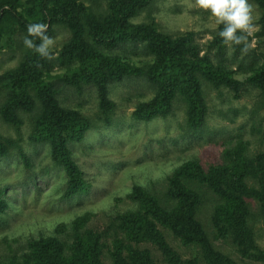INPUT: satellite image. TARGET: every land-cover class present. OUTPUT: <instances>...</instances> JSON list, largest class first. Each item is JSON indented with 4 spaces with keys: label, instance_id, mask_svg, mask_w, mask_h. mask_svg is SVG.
I'll list each match as a JSON object with an SVG mask.
<instances>
[{
    "label": "rangeland",
    "instance_id": "1",
    "mask_svg": "<svg viewBox=\"0 0 264 264\" xmlns=\"http://www.w3.org/2000/svg\"><path fill=\"white\" fill-rule=\"evenodd\" d=\"M248 3L254 25L248 36L254 47L248 55L233 50L232 45H224L221 52L211 46L222 24L217 25L209 11L192 7L194 0H153L131 21L154 22L159 32L170 37L189 33L199 53L209 57L210 66L222 67L244 82L239 95L206 84L202 95L207 108L199 126L189 125L188 105L181 97L175 98L165 116L136 118L137 106L155 93L143 73L108 84L111 106L106 111L100 107L95 85L60 87V105L89 121L80 139L65 142L86 186L67 194L66 172L53 157L49 140L33 138L38 102L33 110H24L8 74L19 67L28 50L23 44L28 34L17 14L29 24L43 23L45 13L62 17L47 28L54 46L49 71L42 75L51 79L73 67L76 63L67 58L58 61L73 35L65 22L70 13L60 0H50L47 11L41 9L39 0H0V144L6 151L0 154V191L6 204L0 211V264H33L39 258L35 240L57 241L67 257L77 234L83 237L88 230L102 234L100 264H264V90L248 80L264 58V25L258 4L255 0ZM74 6L84 10V14H78V9L71 13L80 16L85 26L83 40L96 45L89 20H107L112 13L110 0H76ZM98 47L133 66L144 67L153 60L143 43L110 50ZM236 151L241 156L233 163ZM232 164L246 172L233 189L248 208L244 223L215 218L222 202L207 177L215 180ZM194 166L206 180L189 174ZM180 170L185 173L177 174ZM184 191L192 195L193 218L203 234L198 233L197 243H183L148 210L152 204L176 213ZM138 211L147 213L144 224L154 225L150 241L130 239L118 225V216ZM183 216L178 212L174 217L196 232L195 225ZM79 218L86 220L75 229Z\"/></svg>",
    "mask_w": 264,
    "mask_h": 264
},
{
    "label": "trees",
    "instance_id": "2",
    "mask_svg": "<svg viewBox=\"0 0 264 264\" xmlns=\"http://www.w3.org/2000/svg\"><path fill=\"white\" fill-rule=\"evenodd\" d=\"M39 1L43 11L49 10L48 3L50 0ZM75 1L60 0L65 11L70 13L65 22L70 24L73 35L64 44L58 61L62 63L67 58L72 61V64H76L67 72L46 79L42 74L49 71L50 61L28 49L27 55L19 67L9 71L8 74L17 88V95L23 99L20 105L24 110H33L36 107V102H38L40 111L34 125L33 138L49 140L53 157L62 164L66 172L67 194L84 190L86 186L79 177L75 163L70 159V153L65 142L69 139H80L89 128V121L80 119L76 111L60 105L57 98L60 87L77 89L84 84L95 85L100 107L106 111L111 106L108 101V84L121 80L131 73H143L153 85L155 93L150 100L137 106L134 110V116L141 119H150L156 115L165 116L171 112L175 98L181 97L188 105V123L196 127L202 123L206 114L207 107L202 95V88L206 84L216 90H220L222 87L229 88L235 95H239L244 86L243 81L233 77L230 72L222 67H218L216 70L210 66L209 57L207 54L199 53L198 47L194 44L189 33L170 37L159 32L154 22L132 23V19L140 11L146 9L153 0H110L112 13L107 20L103 22L92 18L89 20V29L91 34L95 35L97 42L94 46L83 40L85 26L81 22L80 16L71 14L73 9H78L74 6ZM255 2L262 11L260 20L264 25V0H255ZM79 9L77 10L78 14H84V10ZM17 19L27 32L26 26L29 22L18 14ZM47 19L49 30L57 20H63L62 17L55 14L45 13L42 19L44 24ZM222 28L223 25H221L220 30ZM46 35H49L48 30ZM29 38L33 39L36 44L40 43L38 37ZM136 43H143L146 53L153 58L152 62L144 67L133 66L129 62L122 61L119 55L105 52L98 47L101 46L110 50L121 45ZM224 45L222 38L216 34L211 46H215L216 50L221 52ZM242 46L232 44L233 50H238V52ZM248 80L251 84L264 90V58L261 65L253 71ZM5 152L0 144V154ZM235 155L236 157L232 160L233 163H237L236 158L241 156V152L236 151ZM180 173L185 172L183 170L177 172V174ZM245 173V171L237 170L232 164L229 168L221 170L220 175L215 180L209 181V177H207L209 184L219 194L222 202L216 209L215 218L217 222L235 223L243 221L242 223H244V217L248 215V208L243 200L235 196L233 189L239 187ZM189 174L206 180L203 172L197 166L192 167ZM173 184L178 188L176 180L173 181ZM181 201L176 213L174 210L165 212L161 206H153L152 204H149L148 210L153 211L156 220L171 228L183 243H197L203 234L200 225L193 218L191 193L182 192ZM5 205L0 191V211L5 208ZM178 212L184 215L188 219L187 221H191L195 225L196 232L188 230L186 221L174 217L177 216ZM145 214L147 213L138 211L125 214V216L120 215L118 216V225L130 239L145 237L150 241L154 234V225L144 224ZM184 216L183 219L186 220ZM85 220V218L77 219L74 222V228H79ZM101 235L98 230L97 232L88 230L83 237L77 234L76 242L74 241L73 246L68 248L69 256L67 257L63 256L65 249L57 241L35 240L33 244L38 251L39 258L33 264H100L101 245L99 246V239Z\"/></svg>",
    "mask_w": 264,
    "mask_h": 264
},
{
    "label": "clouds",
    "instance_id": "3",
    "mask_svg": "<svg viewBox=\"0 0 264 264\" xmlns=\"http://www.w3.org/2000/svg\"><path fill=\"white\" fill-rule=\"evenodd\" d=\"M191 6L209 11L215 17L217 25H223L218 35L225 45H243L242 54H246L254 47V43L248 42V36L254 31L252 5L248 0H194ZM26 27L28 35L23 38L24 46L43 58L51 59L54 40L46 35L47 25L31 23ZM29 37H38L40 43L36 44Z\"/></svg>",
    "mask_w": 264,
    "mask_h": 264
}]
</instances>
